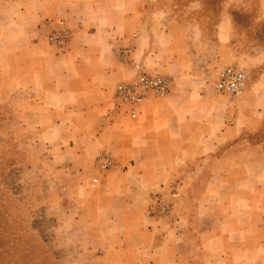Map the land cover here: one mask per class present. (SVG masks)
<instances>
[{"label":"crops","instance_id":"crops-1","mask_svg":"<svg viewBox=\"0 0 264 264\" xmlns=\"http://www.w3.org/2000/svg\"><path fill=\"white\" fill-rule=\"evenodd\" d=\"M161 4L0 0L6 36L25 21L32 31L36 65L24 73L22 107L44 154L39 164L69 175L70 184L58 187L68 191L70 220L94 264H264V140L254 118L264 104V61L239 101L211 99L192 71L196 35L187 37ZM220 28L229 36L220 19L216 38ZM54 29L68 31L64 47L35 37ZM216 38L211 64L223 59ZM136 64L170 85L163 96L147 93L131 117L115 86L134 79ZM104 151L113 166L98 187H83V173ZM156 194L172 207L165 225L148 215ZM65 199L59 194L58 203ZM115 254L123 262L109 261Z\"/></svg>","mask_w":264,"mask_h":264},{"label":"rangeland","instance_id":"rangeland-1","mask_svg":"<svg viewBox=\"0 0 264 264\" xmlns=\"http://www.w3.org/2000/svg\"><path fill=\"white\" fill-rule=\"evenodd\" d=\"M150 1L144 0L147 5ZM162 1L164 4L160 8L166 10L167 19L176 22L187 37L192 33L196 35L197 48L192 50L199 55L192 62V71L201 77L198 86L203 87L211 99L239 101L255 83L264 61V0ZM220 19L227 22L229 36H221L220 28L217 30L220 36L216 38V25ZM6 30L7 36L0 27V264H94L95 255L87 253L84 247V233L70 220L68 191L59 188L70 184L69 175L54 174V169H44L39 164L44 154L32 142L35 131L24 124L28 111L22 105L29 99L22 92L28 85L24 73L36 65V57L28 50L29 42L33 41L30 24L25 21ZM59 32L66 35L64 47L68 37L66 30L54 29L35 37L57 47L50 37ZM215 38L225 47L220 45L223 59L211 64L210 59L219 54L214 48ZM252 56L257 62L250 60ZM227 66H237L245 75V87L239 96L224 94L215 88L219 72ZM135 71L137 74L144 70L136 64ZM258 87L264 92V81ZM261 105L262 108L254 114L259 121L255 133L259 140H264V104ZM97 157L94 169L82 175V186L87 189L98 187L114 164L113 158L108 169H98ZM64 170L66 173L70 171ZM59 194L66 198V203H58ZM151 198L153 203L148 215L165 225L172 218V207L162 195ZM156 199L166 206L167 214L156 210ZM260 216L264 220V205ZM192 250L196 255V245ZM122 258L123 255L115 254L109 257V261L123 262ZM192 264H198V260H193Z\"/></svg>","mask_w":264,"mask_h":264},{"label":"built area","instance_id":"built-area-1","mask_svg":"<svg viewBox=\"0 0 264 264\" xmlns=\"http://www.w3.org/2000/svg\"><path fill=\"white\" fill-rule=\"evenodd\" d=\"M65 38V33L59 32L50 37V40L57 47H62L65 44ZM130 52L131 50H128L123 55H129ZM169 85L170 80L163 75L139 71L132 81L121 82L116 86L115 99L131 117H134L147 93H151L157 97L163 96L168 92ZM244 87L245 75L241 68L227 66L219 72L215 85L217 91L239 96ZM112 162V155L108 152H103L97 157L96 166L98 169L106 170L112 165ZM155 208L160 214L168 213L166 206L159 199L155 200Z\"/></svg>","mask_w":264,"mask_h":264}]
</instances>
